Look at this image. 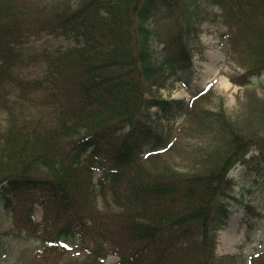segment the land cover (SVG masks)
Listing matches in <instances>:
<instances>
[{"label": "trees", "instance_id": "obj_1", "mask_svg": "<svg viewBox=\"0 0 264 264\" xmlns=\"http://www.w3.org/2000/svg\"><path fill=\"white\" fill-rule=\"evenodd\" d=\"M175 1L0 0V205L22 212L13 238L40 246L38 262L59 264L58 255L76 253L75 264L109 256L115 264H216L212 233L241 206L245 244L253 247L225 264H264V229L255 235L264 202L237 199L228 178L241 160L250 189L264 181V153L251 165L243 156L264 144V93L251 91L249 113L235 120L197 101L188 111L183 101L141 98L158 70L149 45L155 16ZM210 2L228 30L227 52L246 71L237 84L247 86L264 72V0ZM172 36L164 42L175 47L168 67L176 75L191 64ZM44 38L67 44H36ZM142 105L157 107L155 121H133L118 140L96 133L131 120ZM180 111L214 134L186 172L157 162L173 145L163 123Z\"/></svg>", "mask_w": 264, "mask_h": 264}, {"label": "rangeland", "instance_id": "obj_2", "mask_svg": "<svg viewBox=\"0 0 264 264\" xmlns=\"http://www.w3.org/2000/svg\"><path fill=\"white\" fill-rule=\"evenodd\" d=\"M154 27L160 33L159 38L156 36ZM152 28L155 38L149 41V45L158 70L153 79L144 84L141 91L142 99H180L187 103L191 101V96L200 93L201 97L197 99L200 109L214 112L222 109L228 118L235 120L243 117L246 112L249 113L250 108L246 99L251 91L255 90L258 95L264 93L262 91L264 86L260 85H264V72L260 76L251 78L252 87L255 88L240 87L234 83L242 79L245 69L233 61L227 52L224 43L228 30L222 24L220 10L210 0H176L172 7L161 9L155 16V24ZM173 34H178V42L183 49L185 48L192 64L190 70L174 72L178 73L176 75L170 74L168 67L174 57L175 47L168 46L164 42L169 41V38L175 39ZM36 44H47L53 49L67 43L64 39L44 38ZM31 72L37 73L34 68ZM180 79L186 82L185 86L179 83ZM156 111L158 110L155 107L148 108L142 105L131 120L113 125L118 127V130H113L112 126L100 128L96 133L101 132L106 137L118 140L133 121L146 122L147 116L149 121H155ZM191 116L180 111L175 120L163 123L168 126V133L176 140L174 139L175 142L165 152L166 154L159 157L157 161L159 168L191 171L194 167V157L190 156L191 153L206 152L212 148L214 134L197 130L192 125L194 114ZM261 152L264 153V144L260 149L255 146L250 147L245 153L246 162L249 161L251 165ZM245 164L237 160L230 166L229 193L237 199L250 201L254 206L264 199V181L262 185L250 192L253 176L244 172ZM92 183L94 187H97V176L92 179ZM228 200L233 203L231 198ZM42 212L40 205L33 206V221H39ZM21 213L20 210L14 214L7 213L0 206V264H42L37 261L39 248L34 249L35 245L9 235L21 224L20 221L23 219ZM255 229V235H258L264 227L256 224ZM213 236V258L217 264L225 263L232 255H239L238 248L243 245L245 236L244 214L239 206L233 207V212L225 225L216 229ZM77 257L78 254L70 253L58 255L56 260L59 264H75ZM47 260L55 262L52 258ZM115 261L114 256L108 257L104 264H114ZM231 264H235V261L233 260Z\"/></svg>", "mask_w": 264, "mask_h": 264}]
</instances>
